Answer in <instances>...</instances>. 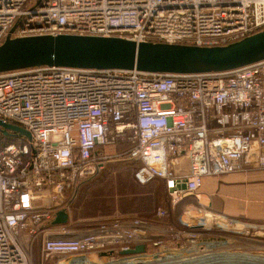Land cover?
<instances>
[{
    "label": "built area",
    "instance_id": "built-area-1",
    "mask_svg": "<svg viewBox=\"0 0 264 264\" xmlns=\"http://www.w3.org/2000/svg\"><path fill=\"white\" fill-rule=\"evenodd\" d=\"M27 1L0 0V43L9 33H73L216 45L264 29V0ZM0 120L31 134L8 129L16 139L0 146V264H32L30 243L41 232L40 264H85L89 257L107 264L166 249L200 254L221 238L208 230L224 215L201 208L181 214L179 225L163 218L186 195L199 198L206 175L264 168V57L211 71L56 64L1 70ZM122 139L130 146L110 152ZM181 156L186 174L177 169ZM110 157L137 160L134 178L160 180L167 206L151 217L91 219L78 230L73 193ZM59 212L65 221L54 223ZM49 224L58 228L47 230ZM139 243L142 251L122 252Z\"/></svg>",
    "mask_w": 264,
    "mask_h": 264
},
{
    "label": "water",
    "instance_id": "water-1",
    "mask_svg": "<svg viewBox=\"0 0 264 264\" xmlns=\"http://www.w3.org/2000/svg\"><path fill=\"white\" fill-rule=\"evenodd\" d=\"M264 57V29L216 45L135 41L120 36L73 33L11 36L0 43V71L36 64L135 68L148 72L224 70ZM4 133L13 129L30 138L24 127L0 120ZM59 212L54 223L64 222ZM144 244L122 252H137Z\"/></svg>",
    "mask_w": 264,
    "mask_h": 264
},
{
    "label": "rangeland",
    "instance_id": "rangeland-1",
    "mask_svg": "<svg viewBox=\"0 0 264 264\" xmlns=\"http://www.w3.org/2000/svg\"><path fill=\"white\" fill-rule=\"evenodd\" d=\"M37 0H28L27 5L30 6L34 4ZM126 143H129L128 139H122L120 140L116 146H110L108 149L110 152L112 151H117V145H126ZM114 148V149H113ZM124 162L122 159H116L115 157H110L108 158L105 162L103 167L99 170H103L108 163H113L117 165V163ZM251 168H259V167H249ZM248 169V168H247ZM264 169V168H260ZM134 169L131 170L133 172ZM98 171V172H99ZM236 171H242V170H236ZM236 171H231V172H236ZM97 172V173H98ZM96 173V174H97ZM94 174V175H96ZM92 175V176H94ZM91 176V177H92ZM206 176H215V175H206ZM205 177V176H204ZM214 178V177H212ZM210 179H208L209 181ZM212 180V179H211ZM204 181V179H203ZM203 184V183H202ZM212 184V183H207ZM80 184H78L76 190L73 193L72 196V201L70 203V208L73 210V206H75V203L73 202L75 198L78 195V189ZM240 187L242 190H245V185L242 183L240 184ZM240 187L234 188V189H240ZM264 189V186H255V184L250 183L249 184V191L251 194L257 193L261 194L260 192ZM163 192V191H162ZM71 192L69 191L68 194ZM220 195V198H216L217 205L220 207V204L222 203L223 199ZM162 204L161 206H167V202L165 200L164 193L162 195ZM193 202V203H192ZM193 210L194 213H197L198 210L197 208L200 207L201 205L197 202V200H192L190 201V204L186 205V202L181 204H177L174 208H168V213L164 216L163 220L166 222H170L176 225L180 224V215L184 213V211L188 208ZM102 211H106V207H101ZM195 210V211H194ZM197 211V212H196ZM186 213V212H185ZM191 213V212H188ZM116 214H122L118 212V209L116 212H114L111 215H101L100 217H106V216H112ZM126 214H137V213H126ZM139 215V214H138ZM196 216H199L198 214H195ZM100 217H87V218H81L78 219L77 222L74 224V226L78 230H82L87 227V224L89 220L91 219H96ZM225 220L223 221L220 225H213L208 231L211 233L210 235L212 236H220V239H215V240H210L212 242H208V246L212 247L211 250H214V252H219V253H211L210 257L205 256V259H202L201 261L198 262H190L188 264H243L244 262L250 260L252 264H264V220H257V219H241L234 217L231 214H227L226 217H224ZM234 219V220H233ZM84 220V221H83ZM213 223V222H211ZM47 230H52L54 228H58L55 225H47L45 226ZM204 234V233H202ZM200 234V235H202ZM43 233H39L36 238L30 243V248H29V254L32 259V264H40V252H41V240H42ZM200 237V236H199ZM217 244V245H216ZM216 245V246H215ZM178 251L172 250V252H167L166 255L164 256H172L173 253H176ZM199 254V253H197ZM179 255L182 256H177V257H183V256H188L190 254H187L186 252H181L179 251ZM162 256V257H164ZM144 258H139V259H126L122 261L123 263H116V264H147L146 259L148 260H154L152 256H143ZM94 264H97L92 257H89ZM90 259H85L84 262L85 264H90L91 260ZM116 261H121V260H112L109 263L116 262ZM244 261V262H243ZM74 264H77L75 261ZM78 264H82L78 263ZM92 264V263H91ZM115 264V263H114ZM155 264H179L176 262V259H169L166 263L162 262H156ZM187 264V262H186Z\"/></svg>",
    "mask_w": 264,
    "mask_h": 264
},
{
    "label": "trees",
    "instance_id": "trees-1",
    "mask_svg": "<svg viewBox=\"0 0 264 264\" xmlns=\"http://www.w3.org/2000/svg\"><path fill=\"white\" fill-rule=\"evenodd\" d=\"M17 132L10 131L0 135V146L16 139ZM26 140L25 137H23ZM130 146L117 145V149L125 150ZM126 163H108L96 175L84 179L79 184L78 195L73 201V218L78 220L87 217L111 215L117 211L137 213L142 216H153L158 205L162 204V186L157 181L139 183L131 172L139 162L126 159ZM194 200L193 195H186L180 203ZM106 207V211L100 208Z\"/></svg>",
    "mask_w": 264,
    "mask_h": 264
},
{
    "label": "crops",
    "instance_id": "crops-1",
    "mask_svg": "<svg viewBox=\"0 0 264 264\" xmlns=\"http://www.w3.org/2000/svg\"><path fill=\"white\" fill-rule=\"evenodd\" d=\"M177 169L181 174L187 173L188 159L185 156L179 158ZM208 179L210 180L208 181ZM157 182L161 183L160 180ZM209 182L212 184L208 185L207 183ZM239 183L245 185V190L241 189ZM250 183L255 184V186H264V169L248 168L242 171L205 176L199 190V198L193 195L194 200H197L201 205L197 208L198 212H196L199 213L200 209L204 208L205 210L224 215L225 217L227 214H231V216L233 215L241 219L264 220V189L260 192L261 194H251L249 191ZM237 187H240V189H234ZM220 195L223 196H221L223 201L219 207L216 198H220ZM187 204H190V202H186ZM187 210H191L189 205L184 213Z\"/></svg>",
    "mask_w": 264,
    "mask_h": 264
},
{
    "label": "bare ground",
    "instance_id": "bare-ground-1",
    "mask_svg": "<svg viewBox=\"0 0 264 264\" xmlns=\"http://www.w3.org/2000/svg\"><path fill=\"white\" fill-rule=\"evenodd\" d=\"M190 214L191 213L186 212V213H184L182 215V217L183 218H188ZM209 242H212V241H209ZM207 245H208V243H207ZM167 252L171 253L172 250H168V249L162 250L157 256L153 257L154 260L146 259L145 261H147V264H155L156 262L166 263L167 261H169V259H176V262H178L179 264H186V262L188 264L190 262L193 263V262L201 261L202 259H205V256L210 257V256H212V255H210L211 253H219V252H214V250L207 249L206 251H201L200 254H198V255L194 254V255H188V256H183V257H177V256H182V255H179V251H178L176 253H173L172 256H164V255H166ZM203 252H205V253H203ZM162 256H164V257H162ZM139 258H144V257L143 256H138L135 259H139ZM129 259H133V258H129ZM124 260H126V259H122L121 261H116V262L107 263V264H114V263L116 264V263H119V262L123 263L122 261H124ZM243 264H252V262H250V260H248V261L244 262Z\"/></svg>",
    "mask_w": 264,
    "mask_h": 264
}]
</instances>
